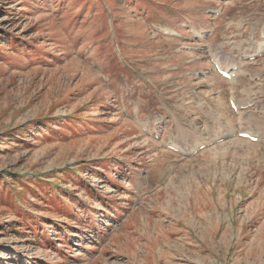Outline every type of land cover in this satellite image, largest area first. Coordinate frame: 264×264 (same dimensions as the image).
Listing matches in <instances>:
<instances>
[{
	"label": "rangeland",
	"instance_id": "1",
	"mask_svg": "<svg viewBox=\"0 0 264 264\" xmlns=\"http://www.w3.org/2000/svg\"><path fill=\"white\" fill-rule=\"evenodd\" d=\"M263 33L264 0H0V264H264Z\"/></svg>",
	"mask_w": 264,
	"mask_h": 264
},
{
	"label": "bare ground",
	"instance_id": "2",
	"mask_svg": "<svg viewBox=\"0 0 264 264\" xmlns=\"http://www.w3.org/2000/svg\"><path fill=\"white\" fill-rule=\"evenodd\" d=\"M101 10V9H100ZM264 34V33H263ZM169 145V144H168ZM179 148V147H178ZM180 149V148H179Z\"/></svg>",
	"mask_w": 264,
	"mask_h": 264
}]
</instances>
